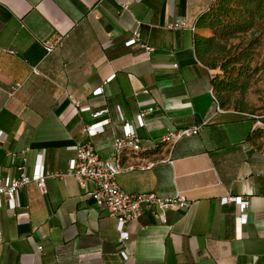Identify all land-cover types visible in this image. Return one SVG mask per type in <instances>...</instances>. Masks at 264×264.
I'll use <instances>...</instances> for the list:
<instances>
[{"label": "crops", "instance_id": "crops-1", "mask_svg": "<svg viewBox=\"0 0 264 264\" xmlns=\"http://www.w3.org/2000/svg\"><path fill=\"white\" fill-rule=\"evenodd\" d=\"M211 2L0 0V177L21 165L27 175L37 164L65 171L86 141L111 159L128 122L143 150H124L122 164L157 162L117 175L120 187L189 201L167 209L165 222L144 212L122 240L116 218L72 176L46 178L45 192L29 182L14 208L0 197V264H264V112L221 107L213 93L218 70L194 52V35L211 34L196 26ZM134 29L149 53L124 45ZM147 106L157 110L140 125ZM201 123L195 135L161 141ZM228 195L248 199L245 221Z\"/></svg>", "mask_w": 264, "mask_h": 264}, {"label": "built area", "instance_id": "built-area-1", "mask_svg": "<svg viewBox=\"0 0 264 264\" xmlns=\"http://www.w3.org/2000/svg\"><path fill=\"white\" fill-rule=\"evenodd\" d=\"M123 7L126 9V4L123 5ZM180 25H182L181 22H176L173 26L178 27ZM135 44L143 46L146 53L152 50L150 46H146L142 43L138 29H134L131 36L124 42L125 46H132ZM44 45L47 52L53 50V43L45 42ZM10 52L13 53L12 50ZM32 71L34 73L38 72L34 67ZM19 85V83H16L14 90ZM101 92V87L93 90V94H100ZM144 92H146V90ZM217 108L220 110L219 107ZM156 110L157 108L155 106L141 108L136 115L139 124L142 125L146 116ZM98 114L99 113L95 112L92 116L96 117ZM120 119L124 120V117L121 116ZM201 128L202 123L194 126L177 128L166 133L161 141L172 144L182 137L197 134ZM84 131L86 134L91 135L89 132L90 126H86ZM113 146L115 149V156L111 159H104L98 154L91 142L86 141L77 144L75 146V157L69 161L65 171H45L43 166L37 164L33 173L27 175L24 172V167L21 165L18 167L20 173L17 177H0V197L7 194L9 206L14 208L16 206L14 196L18 194L19 190L27 183L35 182L38 188L42 192H45L46 178L72 176L80 187L84 189L85 195L95 200L101 208L105 209L116 218L117 230L122 240L128 238V232L124 229L125 225L139 218L144 212L148 211L150 214L157 217L159 221L165 222V211L167 209H184L189 205L188 199L181 193H175L172 196H163L153 191L127 192L123 190L116 181L117 175L134 168L140 170L150 169L156 164L157 160L146 159L143 163L139 162L127 166L122 164L121 156L124 150L130 149L136 152L143 150L142 140L136 136L128 122L123 123V135L114 138ZM223 200L224 202L236 203L240 209L238 218L240 221H245V210L249 204L246 197L228 195L224 197Z\"/></svg>", "mask_w": 264, "mask_h": 264}, {"label": "trees", "instance_id": "trees-1", "mask_svg": "<svg viewBox=\"0 0 264 264\" xmlns=\"http://www.w3.org/2000/svg\"><path fill=\"white\" fill-rule=\"evenodd\" d=\"M196 26L211 31L209 36L194 35V52L200 62L218 70L211 84L219 105L245 109L242 97L264 70V61L256 64L264 36V0H212Z\"/></svg>", "mask_w": 264, "mask_h": 264}, {"label": "rangeland", "instance_id": "rangeland-1", "mask_svg": "<svg viewBox=\"0 0 264 264\" xmlns=\"http://www.w3.org/2000/svg\"><path fill=\"white\" fill-rule=\"evenodd\" d=\"M264 61V36L259 47V55L256 64ZM246 106L258 114L264 112V70H260L252 79L249 88L242 97Z\"/></svg>", "mask_w": 264, "mask_h": 264}]
</instances>
